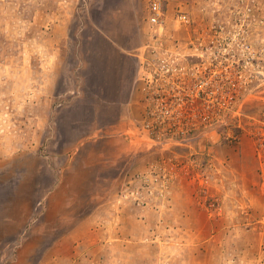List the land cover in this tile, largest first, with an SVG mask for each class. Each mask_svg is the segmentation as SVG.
Listing matches in <instances>:
<instances>
[{
    "label": "rangeland",
    "instance_id": "374dc122",
    "mask_svg": "<svg viewBox=\"0 0 264 264\" xmlns=\"http://www.w3.org/2000/svg\"><path fill=\"white\" fill-rule=\"evenodd\" d=\"M0 264H264V0H0Z\"/></svg>",
    "mask_w": 264,
    "mask_h": 264
},
{
    "label": "built area",
    "instance_id": "2783aa9c",
    "mask_svg": "<svg viewBox=\"0 0 264 264\" xmlns=\"http://www.w3.org/2000/svg\"><path fill=\"white\" fill-rule=\"evenodd\" d=\"M162 16V9H161V4L159 2H152L150 4V7H149V17H148V23L153 26V27H160L161 26V17ZM179 21H183V22H187V20L185 19V16H180L179 17ZM200 55L198 56V63L197 65L194 67L193 69V72H194V76H196V78H198V83L194 86V87H198L200 85H203L202 87H206L207 89H210L211 90V87H210V80L209 81H206L204 80V75H205V71L208 70L209 73H214V75L218 76L219 80L218 81H223V80H228L230 74L226 73L227 72V69L231 68V66L233 65V61L232 63L230 62V64H225L222 63V61H220V58L219 56H216V52L215 54H206L204 53V51H201L199 53ZM218 54V53H217ZM208 56H214V58L212 60H207L206 58ZM227 61V59H226ZM229 63V62H228ZM207 64V66H206ZM162 69H165L164 67ZM220 70V71H219ZM222 70L225 71V75L222 76ZM173 69L171 72H168L167 70L163 71V73L165 75H170L173 77ZM202 76V77H201ZM233 76V75H231ZM152 77V76H150ZM204 78V79H203ZM221 78V80H220ZM170 83V82H169ZM175 84V82H174ZM210 87V88H209ZM188 97V95H187ZM186 97V98H187ZM195 98H201V99H207L209 97L208 93L207 94H204L203 92L201 91H197L194 96ZM169 111L171 112V115H170V118L173 119L174 116L178 115V111L176 109H174V106H165V107H157V111L154 112L155 115L158 117L159 116V113L161 112H164V116L165 114L169 113ZM158 118H161V114ZM162 119V118H161ZM179 119V118H178ZM181 119V118H180Z\"/></svg>",
    "mask_w": 264,
    "mask_h": 264
}]
</instances>
